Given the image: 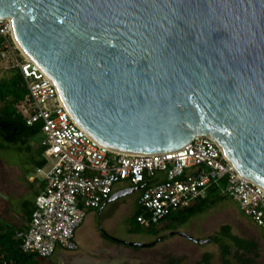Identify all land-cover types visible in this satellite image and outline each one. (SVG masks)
I'll use <instances>...</instances> for the list:
<instances>
[{"label": "water", "instance_id": "1", "mask_svg": "<svg viewBox=\"0 0 264 264\" xmlns=\"http://www.w3.org/2000/svg\"><path fill=\"white\" fill-rule=\"evenodd\" d=\"M0 19L101 145L156 155L206 138L264 191V0H0Z\"/></svg>", "mask_w": 264, "mask_h": 264}, {"label": "built area", "instance_id": "2", "mask_svg": "<svg viewBox=\"0 0 264 264\" xmlns=\"http://www.w3.org/2000/svg\"><path fill=\"white\" fill-rule=\"evenodd\" d=\"M0 62L20 75L27 94L14 108L27 127L40 126L45 162L32 179L41 181L43 190L27 228L16 233L23 253L43 260L57 251L76 253L75 234L87 213L109 203L118 185L139 192L135 224L140 228L159 227L213 191L264 230V191L246 181L211 140L198 138L156 155L112 152L71 119L55 85L17 47L10 23L1 19Z\"/></svg>", "mask_w": 264, "mask_h": 264}, {"label": "rangeland", "instance_id": "3", "mask_svg": "<svg viewBox=\"0 0 264 264\" xmlns=\"http://www.w3.org/2000/svg\"><path fill=\"white\" fill-rule=\"evenodd\" d=\"M6 68V64L0 62V80L10 76L11 72ZM40 139V136L30 138L25 146L18 148L0 139V225H15L21 219L20 205L28 195L20 196L17 185L19 182L28 184L35 178V161L40 159L37 152ZM139 195L136 192L94 211L91 217L86 218L82 229L76 232L78 251H57L45 264H197L205 254L210 255L208 264H221L219 247L207 240L217 236L222 226L229 227L236 237L256 241L257 251L249 259L252 264H264V230L245 218L232 200L225 198L185 224L174 223L172 230H164L160 225V234L152 237L130 232L136 226L131 216L134 200ZM174 232L201 243L190 242L179 234L171 236ZM115 241L150 247L120 248L114 244ZM203 241L206 242L203 244ZM232 264L238 263L232 261Z\"/></svg>", "mask_w": 264, "mask_h": 264}, {"label": "trees", "instance_id": "4", "mask_svg": "<svg viewBox=\"0 0 264 264\" xmlns=\"http://www.w3.org/2000/svg\"><path fill=\"white\" fill-rule=\"evenodd\" d=\"M9 70L10 76L0 80V139L5 144L18 148L25 146L30 138L41 137L40 126L27 127L16 113L14 106L23 100L27 91L18 71L16 69ZM38 154L40 160L36 162L37 167H43L45 162L41 157V139ZM223 200L224 198L215 196L212 191L205 200L196 203L188 210L169 216L160 225L164 226V230H172L171 226L174 223L185 224L192 217L203 214L210 207ZM33 209V206L28 203L22 205V211L29 221ZM136 215L137 212L131 218L134 224ZM17 232L19 231L13 228L0 226V264H45L47 260L40 259L35 254H25L21 251V241L16 238ZM130 232L157 237L160 234V229L158 227L140 228L136 225ZM209 241L219 247L221 264H232V261L238 264H249L251 262L249 257H254L257 251V246L254 243L232 235L227 226H222L217 236L209 239ZM209 260L210 255L205 254L201 263L197 264H208Z\"/></svg>", "mask_w": 264, "mask_h": 264}, {"label": "crops", "instance_id": "5", "mask_svg": "<svg viewBox=\"0 0 264 264\" xmlns=\"http://www.w3.org/2000/svg\"><path fill=\"white\" fill-rule=\"evenodd\" d=\"M39 153V150L37 151ZM40 160V159H39ZM39 160H36L35 161V166H37V161ZM20 185H17V189L18 191L20 192V196H23L24 194H27L28 197L22 201L21 205H20V209H21V213L19 214V216L21 217L20 221L18 224H15V225H9V226H4V225H0V226H4V227H9V228H13L15 230H18V231H21V230H25L28 226V223H29V220L27 219V217L24 215L23 211H22V205L24 203H28L30 204L31 206H33L34 208V201H35V198L38 196V194L43 190V183L39 180H35V181H32L30 180L28 182V184L26 183H23V182H19ZM9 189V188H8ZM125 189V186H122V185H118L115 187V190L114 192H118L120 190H123ZM138 199V198H137ZM137 199L134 200V209H133V215L137 212V206H136V202H137ZM120 204H123V201L122 202H119ZM104 206V205H103ZM102 206V207H103ZM102 207L100 208V210L102 209ZM121 207V206H120ZM96 211H99V210H96ZM94 211H89L82 223V225L78 228V230L80 231L82 229V226H84L85 224V221H86V218L91 217L92 213ZM132 215V216H133ZM131 216V217H132ZM77 230V231H78ZM76 231V232H77ZM76 236V234H75Z\"/></svg>", "mask_w": 264, "mask_h": 264}, {"label": "flooded vegetation", "instance_id": "6", "mask_svg": "<svg viewBox=\"0 0 264 264\" xmlns=\"http://www.w3.org/2000/svg\"><path fill=\"white\" fill-rule=\"evenodd\" d=\"M136 192H138V191H136ZM135 192V193H136ZM179 233H175L174 232V236L175 235H178ZM184 239H186V240H188V241H190V242H193V243H201V242H199L198 240H193L190 236H188V235H186L185 237H184ZM208 242H209V240H207ZM246 241H248V242H252V243H254L256 246H257V242L256 241H254V240H246ZM114 244H116L118 247H123V248H128V247H126V246H123V245H121V244H118V243H114ZM131 249H138V248H131ZM249 264H252V262H250Z\"/></svg>", "mask_w": 264, "mask_h": 264}, {"label": "bare ground", "instance_id": "7", "mask_svg": "<svg viewBox=\"0 0 264 264\" xmlns=\"http://www.w3.org/2000/svg\"><path fill=\"white\" fill-rule=\"evenodd\" d=\"M15 43L17 45V47L22 51V53L26 56V54L23 52V50L21 49L20 45L18 44V42L15 40ZM27 57V56H26ZM125 155V154H124Z\"/></svg>", "mask_w": 264, "mask_h": 264}]
</instances>
